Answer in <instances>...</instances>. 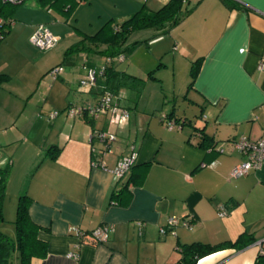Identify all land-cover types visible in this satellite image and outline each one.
<instances>
[{
	"label": "crops",
	"instance_id": "0c3cea01",
	"mask_svg": "<svg viewBox=\"0 0 264 264\" xmlns=\"http://www.w3.org/2000/svg\"><path fill=\"white\" fill-rule=\"evenodd\" d=\"M168 1L91 0L81 3L71 18L79 20L81 13L85 14L81 12L84 7L96 11L98 5L104 10L112 6L119 13L125 11L129 17L143 7L157 11ZM232 1L238 5L230 8L223 0H186L195 7L190 16L153 40V45H169L174 52L170 75L175 85L168 101L175 106L161 109L163 115L155 119L152 114L132 111L126 104L129 92L120 90L121 103L132 118L128 126L119 129L113 154L104 158L108 169L91 165V136L95 129L107 127L104 116L92 122L86 113L66 116L65 120L56 118L51 123L52 136L46 134L38 141L35 133L30 138L35 122L30 125V135L23 130L28 128L16 125L17 120L13 131L0 134V166L4 160L11 166L8 186L17 177L19 196L26 192L32 199L29 213L41 227L38 238L48 244V255L33 259L32 264H179V244L234 242L243 234L254 235L256 242L243 250L211 254L198 264L255 263L264 246V163L242 178H231L230 174L246 160L232 142L244 136L255 141L264 132V71L259 69L264 63V0ZM15 11V24L9 33L20 36L27 45L41 24L59 38L67 34L66 28L56 24L62 23L61 15L37 0H28ZM70 19L65 21L70 23ZM86 58L80 64V79ZM200 58L202 67L189 87L192 62ZM64 73L60 79L67 82ZM0 74L10 76L8 69H0ZM104 86L105 80L100 79L88 92L73 93L69 104H94ZM167 97H161L163 106ZM179 103L180 112L176 108ZM172 112L171 119L183 123L181 129L170 130L162 121ZM26 134L30 146L24 142ZM207 137L212 140L211 148L201 145ZM20 140L24 142L21 146L17 145ZM121 141L125 144L120 145ZM133 142L139 152L136 165L118 180L111 170L129 153ZM57 147L61 150L56 158L48 155ZM146 164L150 166L145 181L133 183ZM126 185L132 191L131 202L114 204L113 194ZM221 205L227 206L229 214L220 218ZM173 216L190 217L193 228L180 225L175 234H160V228ZM103 224L114 227L105 243L81 240L69 229L78 226L87 233ZM140 224L144 225L142 235L138 233ZM7 234L14 238L15 228ZM13 264H19L16 255Z\"/></svg>",
	"mask_w": 264,
	"mask_h": 264
},
{
	"label": "rangeland",
	"instance_id": "374dc122",
	"mask_svg": "<svg viewBox=\"0 0 264 264\" xmlns=\"http://www.w3.org/2000/svg\"><path fill=\"white\" fill-rule=\"evenodd\" d=\"M96 7V11L84 7L81 12L85 11V14L82 16L80 12L79 20L71 18L70 23H67L60 16L59 20L62 23L56 24L62 26V29L66 28L67 34L62 36L53 48L40 50L31 41L27 45L20 36H12V32L0 41V69H8L10 75L0 89V134H5V132L8 134L13 131L16 125H22L21 127L28 128V130H23L30 135V125L35 122V129L30 138H33V133H35L34 136L36 135V141L43 139L46 134L52 136L51 123L54 121L49 119V114L60 111L62 113L57 121L58 119L65 120L66 110L69 107L67 105L73 99V93L81 95V92H88L92 89L89 86L81 85L79 81V68L81 62L87 57L85 54L74 55L72 62L63 63L64 53L67 49L79 42L80 35L74 30L79 29L88 35H93L106 22L113 19L115 23H122L128 17L127 12L119 13V9L112 8V6L107 7V10H104L102 5ZM101 10L102 16L99 17L98 12ZM157 33L158 31L153 28L133 33L128 39L126 48L134 44H136V48L132 52L130 50L125 52L126 60L124 62L116 61L115 63L118 70L145 80L142 95L139 97L134 90H124L128 91L130 96L126 104L132 108V111L152 114L155 119L163 115L161 109L167 107V109L172 110L175 106V102L168 101L172 100L170 88L175 85V79L170 75L173 71L172 57L174 52L169 45H153L154 39L152 38ZM151 39L152 41H150ZM87 59L90 61V65L97 67L103 66L106 60L103 56L96 54H91ZM60 65L65 70L67 82H63L60 78L55 80L50 73L52 68ZM161 78H164L165 82L160 80ZM165 94L168 97L165 99L166 103L164 104L166 105L163 106L161 97ZM176 108L180 112V103L176 105ZM16 120L18 121L17 124ZM70 121L68 122L70 123ZM26 136L24 142L30 146L31 141H28L30 139L27 134ZM24 142L20 140L17 145L20 144L21 146ZM124 144L121 141L120 145ZM4 146L7 148L6 145ZM2 152L3 147L0 146V154ZM8 163L9 160H4L3 167L7 166ZM16 178L13 179L10 187L8 186V179L3 200L4 219L6 221L1 224L0 230H5L7 233L15 228L14 221L16 220L17 203L20 197L18 189H16Z\"/></svg>",
	"mask_w": 264,
	"mask_h": 264
},
{
	"label": "trees",
	"instance_id": "16d2710c",
	"mask_svg": "<svg viewBox=\"0 0 264 264\" xmlns=\"http://www.w3.org/2000/svg\"><path fill=\"white\" fill-rule=\"evenodd\" d=\"M44 8L55 11L60 14L66 21H68L72 15L76 12L77 7L83 3L91 0H37ZM229 5L230 8L236 7L238 4L232 0H223ZM26 3V2H25ZM24 4V3H22ZM20 4L11 5L6 4L0 0V16L6 20L14 23L13 15L15 14L16 7ZM195 7H190L186 0H169L163 8L157 11H150L143 7L137 13H134L127 17V20L122 23H115L113 19L106 22L95 34L88 35L79 29L80 35L79 42L69 47L64 54V62H70L74 55L85 54L88 58L91 54H96L106 58L105 64V75L100 77L98 80H105V85L112 92L118 95L120 90H134L137 92L138 97L142 95V90L145 85V80L136 76L127 74L126 72L120 71L116 67V58L120 55H124L126 51L131 52L136 48V44L128 46L129 37L140 30L144 29H156L158 33L152 38H161L164 35L170 33L176 29L181 23H183L190 14L194 11ZM13 25L9 24L4 36H6ZM152 39L150 41H152ZM203 58L197 59L192 62L190 70L191 82L189 87L194 83L199 71L202 67ZM61 66V65H60ZM86 67H92L90 61L86 60ZM57 67V66H55ZM55 69V68H52ZM50 70V73L53 70ZM9 76L0 74V89L2 84L7 80ZM61 75L58 76L60 78ZM152 77V76H151ZM57 78V79H58ZM82 78V77H81ZM81 80V79H80ZM98 86V85H97ZM96 86V87H97ZM94 88V87H93ZM92 88V89H93ZM73 105V104H69ZM77 106V105H75ZM85 106V105H82ZM69 108V107H68ZM170 115L168 119H171ZM93 120L90 118V122ZM164 122L165 120L162 119ZM177 124L182 125L181 120H174ZM204 148H211L212 140L210 138L204 139L201 144ZM61 148L57 147L49 150L48 155L56 158ZM149 164L144 167V172L139 179H135L133 183H143L146 179V173L149 168ZM11 174L10 163L5 167L0 166V226L6 219H4V207L3 200L7 189V181ZM120 193L113 194L111 200L114 204L128 205L131 201L132 191L129 185L122 188ZM32 202L31 197L24 192L18 199L17 203V214L15 224L16 235L12 238L7 233L0 230V264H13V259L16 256L19 258V264H32L33 259L45 258L48 250V244L38 238L40 226L37 225L30 217L29 209L30 203ZM88 238H91L88 236ZM87 238V239H88ZM92 239V238H91ZM95 242V241H94ZM256 242V238L251 234H243L234 242L225 241L220 244H205L202 242L190 243V244H179L178 250L181 254L179 264H198L202 258L211 256V254L221 252L227 249L243 250L248 246ZM96 243V242H95ZM254 264H264V246Z\"/></svg>",
	"mask_w": 264,
	"mask_h": 264
},
{
	"label": "built area",
	"instance_id": "2783aa9c",
	"mask_svg": "<svg viewBox=\"0 0 264 264\" xmlns=\"http://www.w3.org/2000/svg\"><path fill=\"white\" fill-rule=\"evenodd\" d=\"M6 4L16 5L28 2V0H1ZM14 25L12 22L6 20L2 16H0V41H2L5 36V31L8 25ZM60 38L52 34L50 29L41 24L36 28L33 35L30 38L31 43L37 47L38 49L47 50L53 48L54 45ZM126 60V55H120L116 58L115 62H124ZM85 72L81 78V85L89 86L91 88L96 87L99 82V78L105 75V64L101 67L92 66L86 67L84 66ZM261 71H264V63L259 68ZM51 72L53 78L56 80L59 75L64 73L63 66H57L55 69H52ZM99 99L92 105L85 106H75L70 105L66 110V114L68 118H74L78 116H82V114H87L89 118L93 121L98 119L100 116L107 117L108 123L107 127L103 130L95 129L91 136L90 142L93 143L92 146V161L91 165L93 167H101L103 169H108L106 163L104 162V158L108 157V155L113 154L114 146L118 144V131L126 126H128L131 122V112L130 110L121 103L122 95L118 93L115 94L105 85L101 88ZM61 114L60 111L53 112L49 114V119L51 121L58 118ZM165 120V124L168 126L170 130L181 129L182 125L177 124L174 120L168 119L166 116L163 117ZM96 143V144H94ZM232 145L246 156V160L243 163L232 168L230 177L231 178H242L252 171H256L259 169L264 163V132L263 136L255 141L251 140L248 137H242L239 141L232 142ZM139 152L137 151L136 145L133 142L129 145V153L121 156L116 163L114 168L111 170L112 174L118 180H122L125 176L133 169L136 165V161L138 159ZM205 167V165H203ZM229 214V209L225 205H221L219 207L218 216L225 217ZM182 225L183 227H187L189 229L193 228L192 219L190 217L185 218H177L173 216L167 222L166 226H162L160 228V234H175V229ZM70 233L76 235L81 240H85L90 236L92 240L96 243H105L110 239L111 234L114 232V227L109 224L99 225L98 228L94 229L91 232H84L78 226H72L69 228ZM144 225L140 224L139 227V235L143 234ZM71 257L76 259L78 255L71 254Z\"/></svg>",
	"mask_w": 264,
	"mask_h": 264
}]
</instances>
